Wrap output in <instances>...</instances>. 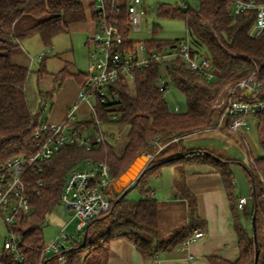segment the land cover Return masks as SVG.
I'll list each match as a JSON object with an SVG mask.
<instances>
[{
  "label": "trees",
  "instance_id": "16d2710c",
  "mask_svg": "<svg viewBox=\"0 0 264 264\" xmlns=\"http://www.w3.org/2000/svg\"><path fill=\"white\" fill-rule=\"evenodd\" d=\"M117 2L121 4V13L114 17L128 45L143 42L149 52L165 55L185 39L160 40L156 29L149 40L132 39L128 0ZM232 9L230 0H201L197 8L189 5L184 9L166 4L157 6V16L185 21L192 53L206 55L210 59L215 78L212 81L203 79L187 68L179 56L165 59L163 66L170 81L169 86L178 89L185 97L187 109L183 113L172 111L165 98L166 91L159 90L160 66L155 61L136 72L134 88H130L124 80L116 81L113 89L118 93V100L104 105L97 103L96 108L103 124L128 125V141L123 154L118 155L106 140L98 149L91 151L64 146L54 157L41 164V171H26L24 181L32 210L29 218L18 219L12 228L20 240L22 259L17 260L12 253L2 250L1 263L57 264L56 258L42 256L44 227L47 217L60 206L68 174L88 160L107 162L115 182L141 154L152 156L135 187L140 189L143 198L130 200L127 197L129 193L118 199L113 198L111 210L106 215L89 223L81 235L70 239L65 252L66 264H108L110 244L114 240L128 241L144 258H154L160 252L185 243L195 226L181 228L167 241L159 240V203L148 198L145 190L144 179L158 176L165 166L186 165L206 157L215 165L228 196L233 197L235 185L234 175L229 168L230 161L206 150H186L182 146L179 153L162 158L170 150V147L166 149L167 144L177 141L180 146L187 136L217 129L224 109L214 108L213 103L225 86H234L254 74L263 89L257 94L241 91L234 98L264 102V32L258 38H252L249 32L255 23L256 12L233 16ZM90 13L95 23L97 15L92 5ZM87 19L82 0H0V167L11 158H28L37 152L35 134L41 123L42 107L33 112L26 98L25 84L30 70L13 63V54L23 41L34 36L40 37L45 48L51 49L55 37L69 32V27L84 23ZM41 58L39 77L46 73V55L43 54ZM76 76L81 83L84 82L85 75ZM68 77L71 74L63 69L55 75L54 82L59 83L60 88ZM57 90L54 87L47 93H40L42 101L51 100ZM112 115H116L117 119L111 120ZM257 118L258 137L264 147V111ZM225 127L231 131L229 120H226ZM76 128L82 134L96 130L95 121L79 123ZM244 170L253 192L252 227L250 230L244 228L236 212L238 206L234 205L241 256L236 263L211 258L212 264H255L257 251L259 258L256 264H264V157L253 159L248 151ZM38 180L44 181L39 194L35 193Z\"/></svg>",
  "mask_w": 264,
  "mask_h": 264
},
{
  "label": "built area",
  "instance_id": "2783aa9c",
  "mask_svg": "<svg viewBox=\"0 0 264 264\" xmlns=\"http://www.w3.org/2000/svg\"><path fill=\"white\" fill-rule=\"evenodd\" d=\"M117 1L93 0L92 2L97 20L95 31L88 40L89 65L79 97L68 109L65 119L59 123L41 122L35 134L37 152L28 158L23 156L11 158L0 167V218L7 228V237L0 245V250L12 253L17 260L22 259L20 240L12 228L18 219L29 218L32 210L27 194V184L24 181L25 172L41 171V164L54 157L64 146H77L88 151L98 149L106 139L105 132L101 129L103 123L98 118L96 105L118 100V93L113 89L116 81L124 80L130 88H134L136 72L148 67L151 61H155L160 66L158 88L161 92H165L170 81L163 63L166 58L177 56L183 60L187 68L195 71L203 79L212 81L215 78L210 59L206 55L199 56L192 53L188 35L177 44V47L171 48L165 55L156 53V51L149 52L143 42L133 46L128 45L114 17L121 13V4ZM230 1L233 3L231 11L233 16L249 11L256 12V20L249 35L252 38H258L264 32V0ZM186 6L187 4H184V7ZM127 13L131 34L140 32L143 16L147 13L143 0H128ZM262 89L263 85L254 74L234 86H225L218 94L220 100L214 103V108L224 109L217 127L226 118L230 121L231 132L242 135L249 131L251 127L248 118H257L264 111V102H252L234 97L241 91L245 94H257ZM83 104L89 105L91 120L95 121L96 130L93 136L89 135V131L82 134L76 128L80 123L76 112ZM116 119V115L111 116V120ZM149 156L151 159L152 156ZM113 183L111 168L105 161L88 160L68 174L60 206L72 212V221H77L75 236H68L66 229L69 223L66 224L51 244H45L42 251L43 257L55 256L57 263H67L64 252L69 248L70 239L81 235L89 223L100 219L111 210L113 198L110 197V188ZM43 186L44 181L38 180L35 193L39 194ZM153 195L154 192H150L147 197L153 198ZM247 202L246 197H241L238 208L242 210ZM203 236V232L197 231L184 244Z\"/></svg>",
  "mask_w": 264,
  "mask_h": 264
},
{
  "label": "crops",
  "instance_id": "0c3cea01",
  "mask_svg": "<svg viewBox=\"0 0 264 264\" xmlns=\"http://www.w3.org/2000/svg\"><path fill=\"white\" fill-rule=\"evenodd\" d=\"M82 1L88 14V19L84 23L89 26V36H91L95 31V23L91 19L90 13L93 0ZM34 37L26 39L20 44L22 50L25 49L27 51L35 48L38 43L36 40L28 42ZM19 51L13 54V63L25 67L31 65L34 60L30 53L28 51ZM85 73L70 72L71 77H68L62 83L59 95L56 98L57 103L47 122L59 123L65 119L68 109L78 99L82 87V83L76 74L85 75ZM28 105L33 111L29 102ZM78 111L80 115L84 113L83 111L88 114V117H84L85 119L82 117V119L77 118L78 122L87 123L91 121V110L88 104H83ZM255 121L259 125L258 118H255ZM210 131L213 130L204 132ZM106 134L108 135V133ZM221 134L225 135L224 133ZM256 134H258V127L255 134L251 128L242 135L233 133L240 144L242 146L244 144L247 149L249 143L252 146L255 145L256 139L259 143L260 140ZM189 137H185L182 142ZM172 144H170L171 149L166 152L177 153L181 151V146L183 147V145L175 146L178 144L177 141ZM260 144L255 149L256 156L255 158L252 157L253 159L263 157L261 156V151L264 150V147L262 145L260 146ZM206 151L230 161L229 168L234 175L235 185L232 198L228 196L223 180L214 165L202 160H194L186 165H168L163 167L161 174L158 176L153 175L144 179L147 196L150 192H154L153 199L159 203L158 222L160 241L169 240L183 227L195 226L191 236L197 231L203 232L204 236L191 243H183L184 245L182 244L167 251L160 252L154 258H144L126 240H114L110 244L108 264H212L210 261L211 258L225 260L230 263H236L239 260L241 249L235 225L234 205L238 206L241 197L248 199L244 208L242 210L237 208L236 212L240 215V221L244 228L250 230L254 209L251 184L244 170L243 161H239L237 158L224 157V155L218 154L214 149L206 148ZM110 197L115 198L112 186L110 188ZM0 264L3 263L0 262Z\"/></svg>",
  "mask_w": 264,
  "mask_h": 264
},
{
  "label": "rangeland",
  "instance_id": "374dc122",
  "mask_svg": "<svg viewBox=\"0 0 264 264\" xmlns=\"http://www.w3.org/2000/svg\"><path fill=\"white\" fill-rule=\"evenodd\" d=\"M200 1L201 0H143V3H145V7L147 9V13L145 16H143L141 31L133 33L131 36L132 39L139 41L149 40L153 37L154 29L157 30V38L160 40L174 41L186 38L187 27L185 21L178 18L172 19L169 17L157 16L156 8L159 4H166L169 6H180V8L184 9V6L182 7V5H184L185 3L190 7L197 8ZM88 27L89 26L85 23L72 25L71 27H69V32L63 33L57 36L56 39H54L52 49L45 48L38 36L30 39L31 41H28L32 42L36 40L38 43L34 49L27 50L34 61H32L31 65H28L30 73L25 84V89L28 102L33 108V112L39 111L40 107H42V112L40 114L41 122H47L50 119L51 112L57 103L56 98L59 95L60 88L59 83L54 82L55 75H57L63 69H66L69 73L86 72L88 69L90 51L89 44L87 45L88 39L90 37ZM18 51L27 52L25 49L22 50L21 45L18 48L17 52ZM42 54L46 55V58L44 59L46 73L39 77L38 71L40 70L42 65ZM54 87H56V90H58L56 91L53 100H49L47 102L42 101V99L40 98V93H47ZM219 96L220 95H218L214 103H216L217 100H220ZM165 98L168 106L172 111H178L182 113L186 111L187 104L185 97L175 87H168L167 91L165 92ZM83 112L84 113L80 115L78 111L76 113V117L78 119L88 117V114H86L85 111ZM248 120L251 130L255 134L258 127L257 123H255V118L250 117L248 118ZM225 124L226 118L223 120V123L213 131L190 135L188 139L182 142L183 148H185L186 150H206V148L214 149V151H217L218 154L224 155V157L227 158H237L239 161H243L244 164L248 162V151H250L252 157L255 158V149L257 148V146H259L260 141L258 143V140L256 139L255 145L252 146L249 143L248 149H246L244 146H242V144H240L236 136L233 135V133L229 132L228 128L225 127ZM101 129L105 133H108V135H105V139L110 145L115 148V152L118 155L123 154L128 141V125L102 124ZM221 133H224L225 135H222ZM94 134L95 130L92 129L89 131V135L93 136ZM256 136H258V134H256ZM171 145L167 144L166 149L169 147L171 149ZM175 146L178 147L179 144ZM163 148H165V146H163ZM261 153V156L264 157V150H262ZM174 154L175 153L173 152H166L162 158ZM215 156L220 157L218 155ZM200 159L202 161L213 164L212 161L210 159H206V157H202ZM127 197L130 200L140 199V189H133L129 192ZM71 217L72 212H70L69 210H65L61 206H58L56 210L47 217V221L44 227V241L46 245L51 244L60 234L61 228L68 223L69 225L67 226L66 233L68 234V236H75V227L77 221H72ZM6 237L7 228L0 218V245L4 243Z\"/></svg>",
  "mask_w": 264,
  "mask_h": 264
},
{
  "label": "water",
  "instance_id": "95a60500",
  "mask_svg": "<svg viewBox=\"0 0 264 264\" xmlns=\"http://www.w3.org/2000/svg\"><path fill=\"white\" fill-rule=\"evenodd\" d=\"M149 162L150 156L145 153L141 154L130 165V167L113 183L112 188L116 199L125 196L138 185V182L141 180L142 175L145 173V168L147 167ZM253 228L255 231V220H253ZM83 243H86V235ZM52 257L55 258V256ZM258 258L259 251L256 252L255 264L258 262Z\"/></svg>",
  "mask_w": 264,
  "mask_h": 264
}]
</instances>
